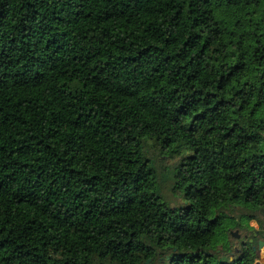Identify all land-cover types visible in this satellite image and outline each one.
Returning a JSON list of instances; mask_svg holds the SVG:
<instances>
[{
  "label": "trees",
  "instance_id": "16d2710c",
  "mask_svg": "<svg viewBox=\"0 0 264 264\" xmlns=\"http://www.w3.org/2000/svg\"><path fill=\"white\" fill-rule=\"evenodd\" d=\"M262 210L264 0H0V264H255Z\"/></svg>",
  "mask_w": 264,
  "mask_h": 264
},
{
  "label": "rangeland",
  "instance_id": "374dc122",
  "mask_svg": "<svg viewBox=\"0 0 264 264\" xmlns=\"http://www.w3.org/2000/svg\"><path fill=\"white\" fill-rule=\"evenodd\" d=\"M180 160L181 158L176 160L168 159V160H164L163 162L160 161L157 164L161 192L165 200L169 202L172 206H178L183 203V199L181 195L175 193L172 190L173 182L170 178V167L176 165Z\"/></svg>",
  "mask_w": 264,
  "mask_h": 264
},
{
  "label": "water",
  "instance_id": "95a60500",
  "mask_svg": "<svg viewBox=\"0 0 264 264\" xmlns=\"http://www.w3.org/2000/svg\"><path fill=\"white\" fill-rule=\"evenodd\" d=\"M261 213L264 214V210H262ZM231 235H232V239L236 243L239 242L240 238L244 239L243 243H247L248 241H250V243H256L258 241L257 239L255 241L253 239L250 240L253 235L256 237L257 234L253 233V231L251 229H247V228H237L234 231H232ZM256 238H258V236ZM261 242L262 241H260L259 243H261ZM262 246H264V245H257L254 250L260 251V250H262ZM168 259H170V257H168ZM150 263H151V260L147 261V264H150ZM254 263L255 264H264V262L261 263V261L256 257V255L254 256Z\"/></svg>",
  "mask_w": 264,
  "mask_h": 264
},
{
  "label": "crops",
  "instance_id": "0c3cea01",
  "mask_svg": "<svg viewBox=\"0 0 264 264\" xmlns=\"http://www.w3.org/2000/svg\"><path fill=\"white\" fill-rule=\"evenodd\" d=\"M262 216L264 217V214H262ZM250 225H251V230L253 231V233H256L257 236H258V238H256L257 236L255 237L254 236L255 234H254L253 235L254 237L252 236L250 240L253 239L255 241L257 239L258 241L256 243H250V241H248L247 243L250 244V245H253V247L255 249V247L257 245H264V226L261 227L258 224V222H256V221H252L250 223ZM260 241H262V242L259 243ZM242 242H244V239L240 238L239 242L236 243V244L240 245ZM231 244L234 245L233 242ZM254 252H255L256 257L261 261V263L264 262V246H262V250H260V251H255L254 250Z\"/></svg>",
  "mask_w": 264,
  "mask_h": 264
}]
</instances>
